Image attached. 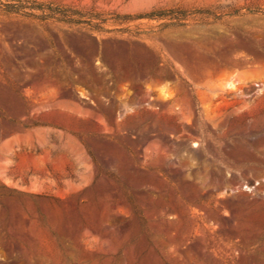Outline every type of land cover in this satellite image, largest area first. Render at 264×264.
Listing matches in <instances>:
<instances>
[{
	"label": "rangeland",
	"instance_id": "1",
	"mask_svg": "<svg viewBox=\"0 0 264 264\" xmlns=\"http://www.w3.org/2000/svg\"><path fill=\"white\" fill-rule=\"evenodd\" d=\"M35 1L109 22L0 9V264H264V0Z\"/></svg>",
	"mask_w": 264,
	"mask_h": 264
},
{
	"label": "trees",
	"instance_id": "2",
	"mask_svg": "<svg viewBox=\"0 0 264 264\" xmlns=\"http://www.w3.org/2000/svg\"><path fill=\"white\" fill-rule=\"evenodd\" d=\"M6 1L7 3L5 4L0 2V9H2L4 12L9 13V14L23 15L26 17H34V18H38L41 20H55L58 22L76 24V25L85 23L86 22L84 21L85 18L89 20L87 22H93L94 20L99 21V24H106L107 22H109V18L105 17L102 14L87 13L85 15L79 11H73L69 8L56 6L51 3L44 4V3H39L35 0L34 1L6 0ZM35 12H40V14H36ZM174 14H179V17H173L175 16ZM186 16L187 15L185 11L183 10L170 9V10H164V11H153L151 13H148L138 18H147L149 20L176 18L178 20H182V19H185ZM110 20H112V22L115 24H120V23H127L132 19L131 17H128V16L116 15L114 19H110ZM97 50L99 52L98 54H101L99 42H97ZM114 54L117 55L118 51H114ZM104 56H105V52H104Z\"/></svg>",
	"mask_w": 264,
	"mask_h": 264
}]
</instances>
